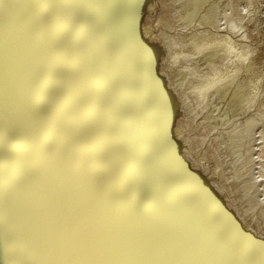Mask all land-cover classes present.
Wrapping results in <instances>:
<instances>
[{"label": "bare ground", "instance_id": "obj_1", "mask_svg": "<svg viewBox=\"0 0 264 264\" xmlns=\"http://www.w3.org/2000/svg\"><path fill=\"white\" fill-rule=\"evenodd\" d=\"M157 1L77 0L61 27L107 70L123 150L139 179L175 201L192 229L258 252L264 246V62L249 28L254 0H177L184 30L173 17L159 31L163 39L155 37L161 24L151 22ZM43 15L29 30L6 24L0 50V264L51 259L42 239L53 181L41 169L50 132L46 124L33 129L28 115L52 99L39 76L53 23ZM257 106L263 110L249 113Z\"/></svg>", "mask_w": 264, "mask_h": 264}, {"label": "snow or ice", "instance_id": "obj_2", "mask_svg": "<svg viewBox=\"0 0 264 264\" xmlns=\"http://www.w3.org/2000/svg\"><path fill=\"white\" fill-rule=\"evenodd\" d=\"M76 3L0 0V50L6 24L29 30L42 12L53 21L39 72L52 99L28 114L33 129L46 124L50 132L41 160L53 181L45 193L42 245L51 259L44 264H264V246L245 250L192 229L175 201L139 179L123 150L107 70L61 27ZM3 119L0 105V203Z\"/></svg>", "mask_w": 264, "mask_h": 264}, {"label": "rangeland", "instance_id": "obj_3", "mask_svg": "<svg viewBox=\"0 0 264 264\" xmlns=\"http://www.w3.org/2000/svg\"><path fill=\"white\" fill-rule=\"evenodd\" d=\"M173 1V0H172ZM172 1H170V0H168V2H167V0H160V1H157L156 2V8H155V10H156V12H155V14H154V17L151 19V22L154 24V26H157V24H159L160 25V27L158 26V27H156L157 29H156V32L155 33H157V34H155V37L157 38V39H163V35H162V37H161V34H163V33H161L160 34V32H162L163 30V26L165 27V24L167 23V20H173V17H175V22H176V24H178L179 25V29L181 28L180 26L181 25H183L184 24V21L182 20V19H184L185 18V14L183 13V10H182V12H181V10H180V12L178 11V7H179V4H180V2L179 1H173V2H176V4L175 5H173V2ZM172 3V5H171V3ZM165 4L164 6H161V4ZM167 3H170V4H167ZM179 3V4H178ZM162 4V5H163ZM177 4H178V6H177ZM158 5H160V6H158ZM169 5V6H168ZM171 5V6H170ZM44 8L46 7L47 8V5H45V6H43ZM165 9H164V8ZM172 7V8H171ZM168 8V9H167ZM171 8V9H170ZM178 11V13H177V16H176V13H174V12H177V11H175V9ZM181 8V7H180ZM168 10V12H167V10ZM170 9V10H169ZM182 9V8H181ZM174 10V11H173ZM249 10H251V11H253L254 12V14H253V16H255L254 17V19H255V21L254 22H252V23H250L249 24V28H250V30L251 31H253L252 32V34H251V37L254 39V40H256L258 43H259V49H261V55L260 56H258L257 58L259 59V60H261L262 62H264V0H254V5H253V7H251ZM167 12V14H168V16H167V14L165 13V12ZM173 14H175V15H173ZM157 13V14H156ZM160 13V14H159ZM162 13L164 14V16L162 15ZM179 13H181V14H179ZM246 12H243L242 14H245ZM42 15L44 14V12H42L41 13ZM178 14H179V17H178ZM156 15V16H155ZM165 15H166V17H165ZM180 15H181V17H183V18H181L180 17ZM184 15V16H183ZM44 16V15H43ZM160 17H162V18H160ZM177 17V18H176ZM165 18V19H164ZM179 18V19H178ZM162 19H164V20H162ZM42 20H44V22H47L48 20L46 19V17H42ZM161 20V21H160ZM179 20L181 21L180 23H179ZM184 20H186V19H184ZM162 21H163V23H162ZM166 21V22H165ZM159 22V23H158ZM183 22V23H182ZM45 25H44V28H45V26H46V23H44ZM124 24H125V22H124ZM48 25V24H47ZM161 26H162V28H161ZM159 28V29H158ZM184 28V25H183V27L181 28V30ZM258 29V31H255V29ZM46 29V28H45ZM181 30H178L179 32L181 31ZM184 30V29H183ZM160 31V32H159ZM255 31V32H254ZM141 34H142V32H141ZM256 58V59H257ZM264 102V101H263ZM263 110V108H260V107H256V108H254L252 111H250L249 113H251V112H254L255 110ZM249 113L247 112V113H245V115L243 116V115H241V116H237L236 118L234 117L233 119H235V120H237V119H245L248 115H249ZM202 164V163H201ZM210 164V163H209Z\"/></svg>", "mask_w": 264, "mask_h": 264}]
</instances>
